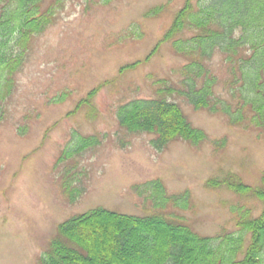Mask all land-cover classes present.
Instances as JSON below:
<instances>
[{"label": "rangeland", "instance_id": "rangeland-1", "mask_svg": "<svg viewBox=\"0 0 264 264\" xmlns=\"http://www.w3.org/2000/svg\"><path fill=\"white\" fill-rule=\"evenodd\" d=\"M104 1L66 0L18 76L17 91L0 123V264H39L58 226L76 214L104 207L146 215L147 207L132 186L154 178H161L170 193L191 191L195 207L182 214L202 235L235 230L234 204L252 207L255 215L264 210V202L255 197L207 186L208 180L231 174L253 187L261 185L264 134L259 131L230 125L223 115L196 110L184 99L178 102L188 119L210 135L199 147L176 140L158 151L150 143L154 135L126 136L120 129L118 106L153 97V82L170 78L186 63L170 42L146 60L185 0ZM160 4H168L160 17H145ZM134 23L143 37H121ZM215 66L225 74L221 59ZM114 79L96 94L95 111L87 104L78 107L91 90ZM75 133L108 138L83 163L90 171L83 183L87 191L71 202L55 163ZM223 137L226 145L217 149L214 140Z\"/></svg>", "mask_w": 264, "mask_h": 264}, {"label": "trees", "instance_id": "trees-1", "mask_svg": "<svg viewBox=\"0 0 264 264\" xmlns=\"http://www.w3.org/2000/svg\"><path fill=\"white\" fill-rule=\"evenodd\" d=\"M115 0H105L109 3ZM66 0H0V123L18 87V76L34 51L37 38L58 20ZM160 4L145 17H160ZM121 37H143L138 24ZM121 38V39H123ZM186 63L170 78L153 82L154 96L131 99L117 108L120 129L126 136L151 134L150 143L163 151L176 140L199 147L210 135L187 117L178 99L196 110L221 114L233 126L264 134V0H185L164 37ZM222 60L221 74L215 63ZM138 62L123 66L122 71ZM122 73V72H121ZM107 81L91 90L78 107L89 105ZM23 134V133H22ZM57 158L61 187L71 202L87 191L90 177L85 161L93 158L107 134L75 133ZM119 142L127 144L125 137ZM227 138L214 140L225 146ZM211 188L226 187L264 202V171L260 186L246 184L237 175L210 179ZM147 207L146 215H130L97 207L62 222L39 264H264V210L234 204L237 228L211 236L197 232L184 213L195 207L190 190L168 191L161 178L132 186Z\"/></svg>", "mask_w": 264, "mask_h": 264}]
</instances>
